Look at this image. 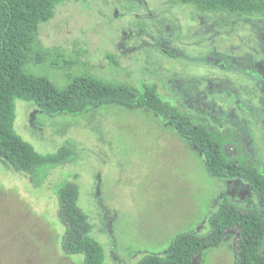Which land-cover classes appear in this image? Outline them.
Masks as SVG:
<instances>
[{
    "label": "rangeland",
    "instance_id": "1",
    "mask_svg": "<svg viewBox=\"0 0 264 264\" xmlns=\"http://www.w3.org/2000/svg\"><path fill=\"white\" fill-rule=\"evenodd\" d=\"M39 46L51 52L70 47L77 55L31 61L28 73L46 76L59 88L84 72L134 87L154 83L165 101L238 129L264 167L260 22L170 0H71L43 25ZM69 60L76 62L71 69L64 65ZM210 87L215 91L209 94ZM200 92L208 98L197 100ZM15 114L16 133L36 152L49 155L67 146L74 158L38 170L39 186L0 165V264H83V255L62 252L65 229L54 194L74 176L78 205L92 225L90 236L104 249V264H137L147 254L164 255L179 233L209 232V217L225 196L257 207L238 180L211 177L194 144L163 116L115 105L50 116L21 100L15 101ZM235 244L233 231L196 264H234Z\"/></svg>",
    "mask_w": 264,
    "mask_h": 264
},
{
    "label": "trees",
    "instance_id": "2",
    "mask_svg": "<svg viewBox=\"0 0 264 264\" xmlns=\"http://www.w3.org/2000/svg\"><path fill=\"white\" fill-rule=\"evenodd\" d=\"M69 1L0 0V165L26 175L30 184L36 186L39 184L36 182L38 170L51 169L74 158L71 147L64 146L54 154L44 155L24 141L14 129L16 100L30 103L50 116L83 114L105 105L147 110L165 117L194 144L211 177L242 183L255 197L257 207L239 206L237 201L225 196L209 217V232L189 230L179 233L164 255L147 254L137 264H196L198 257L217 247L233 231L236 237L234 264H264V168L240 148L235 134L221 131L203 116H195V113L165 101L154 83L143 82L141 87H134L84 72L69 76L67 85L59 88L46 76L25 70L29 62L40 63L47 56L62 59L74 55L70 47L51 52L39 46L43 25L48 24L58 9ZM170 2L216 15L222 12L236 14L252 24L260 22L264 28V0ZM106 58L114 66L117 63L113 55ZM64 65L71 69L76 62L69 60ZM82 65L89 67L86 62ZM76 180L74 176L73 180L54 188L58 218L65 229L61 249L64 255H83V264H104V249L90 236L92 225L78 205Z\"/></svg>",
    "mask_w": 264,
    "mask_h": 264
},
{
    "label": "flooded vegetation",
    "instance_id": "3",
    "mask_svg": "<svg viewBox=\"0 0 264 264\" xmlns=\"http://www.w3.org/2000/svg\"><path fill=\"white\" fill-rule=\"evenodd\" d=\"M263 50H264V46H263ZM255 70V69H254ZM255 77H257V78H260V76L256 73V71H255ZM259 83V82H258ZM260 84V83H259ZM212 87V86H211ZM208 88V93L210 94V93H212V92H214L215 90H218V86L217 85H215V90L213 89L212 90V88L214 87H212V88ZM262 90V89H261ZM219 91V90H218ZM201 97H203V99L205 100V99H207L208 98V95H206V94H204V93H197V96H196V98H197V100H199ZM202 104H205V105H207V103L206 102H204V103H202ZM263 109H264V107H263ZM186 111V110H185ZM189 113V112H188ZM195 116H198V117H201L202 115H197V114H194ZM204 117V116H203ZM226 117V116H225ZM228 119H230V117L228 118ZM206 120H208L207 118H206ZM208 122H210L209 120H208ZM210 124L211 125H214V126H216V127H218L221 131H223V130H227V131H230L231 133H233V134H235V136H236V138H237V140L239 141V144H240V146H244L246 149H248L249 150V154H250V151H251V149L253 148V145H251V147H248V145H246L244 142L242 143V141H244L243 140V133H240L239 131H238V129H235V128H228V127H219L218 125H215V124H212L211 122H210ZM222 128V129H221ZM242 136V137H241ZM241 148V147H240ZM242 149V148H241ZM253 153V152H252ZM251 157H252V154H251ZM252 159H253V157H252ZM254 160V159H253ZM256 163H258V162H256ZM259 165L261 166V167H263L260 163H259ZM264 168V167H263ZM238 184H240L239 182H238ZM242 184V183H241ZM243 185V184H242Z\"/></svg>",
    "mask_w": 264,
    "mask_h": 264
}]
</instances>
